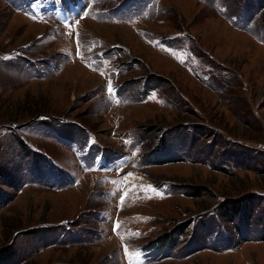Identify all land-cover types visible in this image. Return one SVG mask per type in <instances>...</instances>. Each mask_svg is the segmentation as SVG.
<instances>
[{"label":"rangeland","instance_id":"obj_1","mask_svg":"<svg viewBox=\"0 0 264 264\" xmlns=\"http://www.w3.org/2000/svg\"><path fill=\"white\" fill-rule=\"evenodd\" d=\"M0 264H264V0H0Z\"/></svg>","mask_w":264,"mask_h":264},{"label":"snow or ice","instance_id":"obj_2","mask_svg":"<svg viewBox=\"0 0 264 264\" xmlns=\"http://www.w3.org/2000/svg\"><path fill=\"white\" fill-rule=\"evenodd\" d=\"M125 252L127 253V248L125 249Z\"/></svg>","mask_w":264,"mask_h":264}]
</instances>
